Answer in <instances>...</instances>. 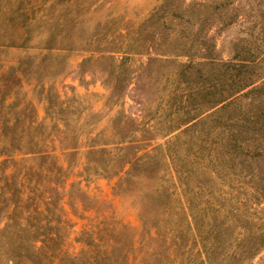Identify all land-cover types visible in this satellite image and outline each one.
<instances>
[{"label":"rangeland","instance_id":"1","mask_svg":"<svg viewBox=\"0 0 264 264\" xmlns=\"http://www.w3.org/2000/svg\"><path fill=\"white\" fill-rule=\"evenodd\" d=\"M242 58L264 74V0H0V129L49 137L59 155V146H75L77 154L60 160L77 164L74 174L88 172L66 185L71 249L82 248L75 238L86 240L85 232L116 228L128 238L158 224L160 236L144 240L142 256L168 264L165 254H150L178 248L176 170L190 167L194 152L191 132L181 133L191 122L175 128L194 113L193 98L224 79L234 84ZM242 105L248 110L246 99ZM240 112L233 104L217 115L225 135ZM16 157L9 180L0 175V227L18 222L7 218L19 200L15 179L35 162ZM126 160V174L114 171ZM206 164L184 170L189 189L201 182L215 194L227 183L234 194L246 190L238 169ZM104 166L111 171L95 173ZM198 247L184 264H198ZM247 264H264V251Z\"/></svg>","mask_w":264,"mask_h":264},{"label":"trees","instance_id":"2","mask_svg":"<svg viewBox=\"0 0 264 264\" xmlns=\"http://www.w3.org/2000/svg\"><path fill=\"white\" fill-rule=\"evenodd\" d=\"M251 61L242 58L235 65L234 84L225 86L228 79H224L218 86L210 87L213 88L211 92H206L201 99L194 102L193 98L194 113L176 126L178 130L191 122V126L181 133L191 132L194 151L190 167L180 164L176 170L181 191L174 216L180 224L177 233L172 235L179 243L178 248L171 250V244L150 256L165 254L168 264H184L195 251L194 245H198L194 253L198 264H247L264 251V74L255 72L256 65ZM244 99L248 101V110H241ZM233 104L238 105L241 112L235 119V128H228L230 135H225L226 128L222 125L226 122L217 120V115ZM209 120L212 123H206ZM216 130L221 135L219 139L211 136ZM27 133L15 128L0 129V158H3L0 175L6 176V181L11 176L10 170H14L21 160L16 156L29 155L30 160L35 161L28 167V172L20 174L18 171L19 177L14 178L19 200L7 218L9 221L18 219V222H7L0 227L2 264H147L142 256L148 248L144 240L160 236L158 224L143 226L139 234L128 238L125 232L116 228L103 236L85 232L86 240L75 238L82 248L71 249L68 239L73 226L64 210L66 185L71 175L82 176L88 172L85 168L86 174L79 170L74 174L77 164L68 159L60 160L64 153L77 154L75 146H59V155L54 141L47 140L49 137L42 134L29 137ZM212 148L216 150L214 154H210ZM205 161L209 163L205 166L210 171L214 161L220 165L215 168L217 171L227 167L238 169L242 174L239 182L246 190L234 194L227 183L221 184L215 194L204 189L201 182L189 189L188 173L184 170L191 168V175L193 166L203 165ZM130 163L126 160L114 171L126 174L124 167ZM107 167H101L102 170L95 173L111 171ZM182 223L186 226L185 233L181 229ZM185 235L190 237L187 242L191 243V249L184 242Z\"/></svg>","mask_w":264,"mask_h":264}]
</instances>
